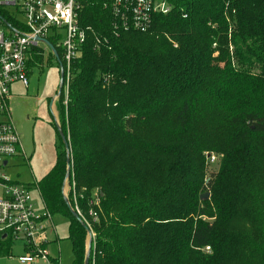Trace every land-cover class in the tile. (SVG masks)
Returning <instances> with one entry per match:
<instances>
[{"label":"trees","instance_id":"1","mask_svg":"<svg viewBox=\"0 0 264 264\" xmlns=\"http://www.w3.org/2000/svg\"><path fill=\"white\" fill-rule=\"evenodd\" d=\"M82 22L57 161L37 184L69 220L73 264L88 254L76 208L95 233L89 264H264V0H178L146 33L115 32L89 0ZM13 246L0 236V258Z\"/></svg>","mask_w":264,"mask_h":264},{"label":"built area","instance_id":"2","mask_svg":"<svg viewBox=\"0 0 264 264\" xmlns=\"http://www.w3.org/2000/svg\"><path fill=\"white\" fill-rule=\"evenodd\" d=\"M109 11L114 31L148 32L154 18L168 15L178 0H102ZM89 0H8L0 3L17 22L13 27L0 17V236L10 237L25 248L19 257L21 264H52L46 250L47 231L54 228L52 216L37 211L31 188L11 180L7 170L15 157L24 155L19 135L10 110L11 90L15 84L29 87L30 63L34 55L43 57L45 49L55 57L63 75L62 90L68 94L72 65L80 57L91 27L84 26L82 14ZM15 8L12 12L10 8ZM6 22V24L4 23ZM61 51V54L58 52ZM56 51V52H54ZM60 91V93H61ZM59 93V96H60ZM57 96L53 102H58ZM66 103V102H65ZM215 162L213 154L207 156ZM38 191V186H34ZM74 189V185L72 186ZM71 185L67 184L68 194ZM99 201L96 199L95 205ZM45 207V206H44ZM46 210V209H45ZM78 217L87 230V250L93 246V226L76 208ZM98 221L96 213L91 212Z\"/></svg>","mask_w":264,"mask_h":264},{"label":"rangeland","instance_id":"3","mask_svg":"<svg viewBox=\"0 0 264 264\" xmlns=\"http://www.w3.org/2000/svg\"><path fill=\"white\" fill-rule=\"evenodd\" d=\"M8 0H0L3 3ZM15 12V8H10ZM45 49L40 62L31 70L29 87L21 84L12 87L10 110L15 129L20 138L24 155L15 157L7 170L8 177L19 184L30 187L34 203L39 213H45L40 192L36 186L55 166L57 147L60 145L56 126H60L57 104L52 107L53 100L59 96L61 87V70L58 60ZM210 153H206V157ZM215 162L207 160L210 175L218 173L222 156L211 153ZM54 228L47 231L46 250L51 259L60 264H73V248L68 240L69 220L63 215H54ZM25 248L19 242L14 243L11 257L0 258V264H21L19 257L25 255ZM40 264H48L41 262Z\"/></svg>","mask_w":264,"mask_h":264},{"label":"water","instance_id":"4","mask_svg":"<svg viewBox=\"0 0 264 264\" xmlns=\"http://www.w3.org/2000/svg\"><path fill=\"white\" fill-rule=\"evenodd\" d=\"M0 19H2V18L0 17ZM4 23L6 24L5 21H4ZM54 52H56V51H54ZM62 85H63V75H61V87H60V91L62 90ZM59 132H60L61 138H62V140H63V142L65 144V147H66V150H67V153H68V167L70 168V166H71V160H70V149H69L68 140L63 135L60 127H59ZM68 177H69V175H67V178ZM209 197H210V194H204V195L201 196V200H207V199H209ZM73 214L80 221V218L78 217V215L75 214V213H73ZM4 238H6V236H4ZM90 253H91V244L89 245V248H88V254H87V258H86L85 264H89V262H90Z\"/></svg>","mask_w":264,"mask_h":264},{"label":"crops","instance_id":"5","mask_svg":"<svg viewBox=\"0 0 264 264\" xmlns=\"http://www.w3.org/2000/svg\"><path fill=\"white\" fill-rule=\"evenodd\" d=\"M56 114H57V111H56Z\"/></svg>","mask_w":264,"mask_h":264}]
</instances>
